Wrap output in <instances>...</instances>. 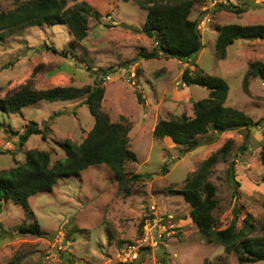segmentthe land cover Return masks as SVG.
Wrapping results in <instances>:
<instances>
[{"label": "rangeland", "instance_id": "rangeland-1", "mask_svg": "<svg viewBox=\"0 0 264 264\" xmlns=\"http://www.w3.org/2000/svg\"><path fill=\"white\" fill-rule=\"evenodd\" d=\"M153 1L175 0H67L68 7L86 2L101 14L100 19H89L84 40L76 41L68 25L33 22L16 27L0 42V97L28 81L37 89L84 88L94 86L95 78L103 79L101 108L114 122L126 118L129 146L137 155L125 166L129 193L119 188L111 168L99 163L62 178L50 192L32 196L33 218L21 204L4 202L0 264L17 255L23 264H241L238 253L227 252L224 246L208 243L201 236L191 204L176 191L228 141L231 147L226 158L220 159L207 176L217 186L218 204L213 210L217 228L230 225L238 204L241 216L237 226L242 227L250 214L258 227L251 235L262 234L264 163L260 154L264 122L263 126L251 127L246 132L248 138L243 130H229L208 143L214 137L210 131L198 137L199 147L186 152L170 137H155L153 132L163 119L193 117L194 103L209 96L207 87L183 83L186 68L192 75L203 70L223 78L229 85L227 106L242 110L255 122L264 118V81L253 75L245 83L250 63L264 61V39H238L227 47L224 59L215 51L223 25L264 24V0H195L190 17L200 19L204 47L189 61L143 56L156 43L141 32L147 15L141 4ZM22 2L0 0V11L14 9ZM230 4L246 11H230L225 7ZM85 99L86 95L66 101L43 100L13 114L0 110V171L23 164L34 148L49 151L52 162L64 158L60 142L71 139L81 143L95 124ZM32 122L41 129L49 122L50 129L45 139L41 134L32 135L22 145L19 134ZM242 145L247 146L245 151H241ZM231 163L239 183L228 177ZM134 174L149 177L132 179ZM151 212L171 219L176 232L158 245L143 248L131 261L125 246L150 232L146 223ZM35 218L45 236L22 234L19 226H28Z\"/></svg>", "mask_w": 264, "mask_h": 264}, {"label": "trees", "instance_id": "trees-1", "mask_svg": "<svg viewBox=\"0 0 264 264\" xmlns=\"http://www.w3.org/2000/svg\"><path fill=\"white\" fill-rule=\"evenodd\" d=\"M194 2L195 0H175L171 3L153 1L149 5L141 4V8L147 12L141 32L154 38L156 43L149 54H143L144 57L152 59L165 56L189 61L203 49L202 32L199 28L200 19L190 17ZM225 7L237 13L246 11L245 8L232 4ZM100 17V12L86 2L68 7L67 0H23L14 9L0 11V42L4 40L5 34L16 27L33 22L68 25L74 39L82 41L88 36L89 19H100ZM238 39H264V24L223 25L215 41L217 57L224 59L227 47ZM39 66L36 69H39ZM103 75H107V72ZM253 75L259 76L264 81V61L250 63L245 83L249 76ZM102 80L95 78L94 86L84 88L56 86L46 89L34 88L28 81L20 89L0 97V110L5 114H13L39 101H66L86 95L85 103L95 117L93 128L81 143L71 139L60 142L65 152L64 158L52 162V154L49 151L34 148L28 151L23 164L0 171V213L4 202L12 200L21 204L27 210L28 216L33 218L34 212L30 206L32 196L41 192H50L62 178L77 175L80 171L99 163H104L111 168L120 189H124L126 193L130 192L125 166L127 162L136 160L137 155L129 146V127L124 123L126 118L122 116V121L114 122L101 108L105 95ZM182 80L187 86L207 87L209 96L194 103L193 117L183 115L161 120L154 129L155 137H170L175 144L183 147L182 152H186L199 147L201 141L198 137L210 131L214 137L209 139L208 143L229 130L240 129L246 133L251 127L263 126L264 118L255 122L242 110L226 105L229 85L223 78L203 70L192 75L190 68H186L183 71ZM139 98L142 100V97L139 96ZM49 129V122H45L44 129L32 122L19 134L20 143L23 145L32 135L37 134H41L45 139V133ZM248 136L246 133L247 138ZM230 147L231 141H228L210 155L188 178L185 185L176 191L191 204V215L199 225L201 236L208 243H217L224 246L227 252L238 253L241 264L257 263L264 261V223L261 226L262 234L252 236L251 234L258 227L251 221L253 218L248 214L243 220V226L239 228L237 223L241 216V209L238 204L234 207L232 222L225 229L217 228V219L213 215V210L218 204L217 186L209 181L207 176L220 159L226 158V152ZM240 149L245 151L247 146L242 145ZM260 155L264 163V145ZM231 164L228 177L239 183L235 179L234 163ZM142 176L149 177V174H134L132 179H140ZM143 225L142 222L141 226ZM19 230L22 234L45 236L36 218L28 226L21 224ZM7 264H23L22 258L19 255L14 256ZM33 264H42V262L36 261Z\"/></svg>", "mask_w": 264, "mask_h": 264}, {"label": "built area", "instance_id": "built-area-1", "mask_svg": "<svg viewBox=\"0 0 264 264\" xmlns=\"http://www.w3.org/2000/svg\"><path fill=\"white\" fill-rule=\"evenodd\" d=\"M153 209L155 210V206H153ZM162 219L165 220V223L162 221ZM146 229H149L150 232L144 233L143 238L137 239L136 242H130L125 246V251L128 254L127 255L125 253V255L128 257V259H131V261L138 258L143 248L158 245L160 242L167 240L168 237L175 234L176 232V226L171 221V219H169L168 217L164 218L162 216H157V214H155L154 212H151L150 217L147 219ZM154 242L156 243L153 244Z\"/></svg>", "mask_w": 264, "mask_h": 264}]
</instances>
